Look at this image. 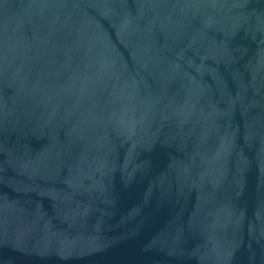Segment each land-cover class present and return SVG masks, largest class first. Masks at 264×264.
<instances>
[{
    "label": "water",
    "instance_id": "water-1",
    "mask_svg": "<svg viewBox=\"0 0 264 264\" xmlns=\"http://www.w3.org/2000/svg\"><path fill=\"white\" fill-rule=\"evenodd\" d=\"M0 264H264V0H0Z\"/></svg>",
    "mask_w": 264,
    "mask_h": 264
}]
</instances>
